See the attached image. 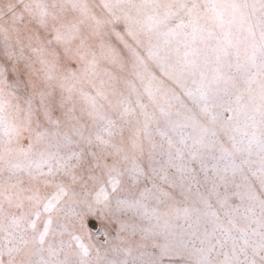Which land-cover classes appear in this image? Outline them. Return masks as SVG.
<instances>
[{
  "label": "snow or ice",
  "instance_id": "6c2138e0",
  "mask_svg": "<svg viewBox=\"0 0 264 264\" xmlns=\"http://www.w3.org/2000/svg\"><path fill=\"white\" fill-rule=\"evenodd\" d=\"M0 264H264V0H0Z\"/></svg>",
  "mask_w": 264,
  "mask_h": 264
}]
</instances>
